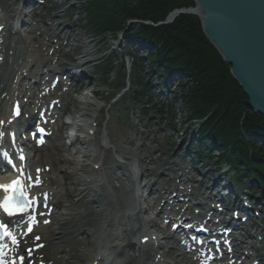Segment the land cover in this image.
I'll use <instances>...</instances> for the list:
<instances>
[{
    "label": "trees",
    "instance_id": "16d2710c",
    "mask_svg": "<svg viewBox=\"0 0 264 264\" xmlns=\"http://www.w3.org/2000/svg\"><path fill=\"white\" fill-rule=\"evenodd\" d=\"M194 5L193 0H92L85 7L95 29L114 31L120 29L127 18L150 20L156 24L172 10ZM127 35L133 40L149 41L156 47L157 58L151 62H161L166 68L177 63L185 69V77L192 79L182 85L185 106L196 117L207 114L205 126L212 127L211 136L220 148L230 146L234 153L239 152L238 156L248 166L256 164L264 168V159L254 155L249 161L251 159L243 154L244 146L264 152V120L247 107L248 98L239 93L229 64L205 37L196 15L181 14L168 26L140 24L128 30ZM240 120L244 121L242 126ZM243 135L248 137L244 139ZM259 135H263L261 142L253 144L252 137ZM233 152L229 156L236 159ZM225 154L227 151L221 156L224 158Z\"/></svg>",
    "mask_w": 264,
    "mask_h": 264
},
{
    "label": "rangeland",
    "instance_id": "374dc122",
    "mask_svg": "<svg viewBox=\"0 0 264 264\" xmlns=\"http://www.w3.org/2000/svg\"><path fill=\"white\" fill-rule=\"evenodd\" d=\"M45 8V12L49 16H56L59 14L67 15V19L65 18L63 20L57 21V23L70 22V24L74 26L72 35L77 39L75 38L76 40L74 39V41L72 39L73 45H76L79 42V44L86 43V48L92 49L94 51L93 54L85 58L86 60H93V63L88 65L86 67L87 69L85 68L89 74V78H85L86 81L83 84H85L89 79L91 80V83L88 85L86 91H82V88H79L80 84L78 83L75 86L76 94L71 96V99L68 100L67 104L68 109L71 113V116L67 118L68 122H80V119L85 118L83 116L85 109L90 110L89 114H92L94 110H97L101 107L100 113L98 115V121L100 122L102 132L99 134L100 136L97 137V147L100 142L110 143L111 141V139L109 138V131H107L106 128L110 130V135L114 141V144H116L120 148L127 147L129 149L133 148L132 145H128L126 143L124 144L123 140H126L127 138H134L135 133L139 130L143 132V134H141L142 140H145L147 142L149 141V139L147 138L152 137V131L154 129H158L161 147L160 154L163 157L164 162L173 160L174 153L177 156V154L181 152L180 149H176L179 148L181 141L188 134L187 141L182 147V152L185 151L186 147L189 144L188 141L190 140V136L194 132V128L191 127L190 129L189 125L186 124L185 120L182 118V115L180 116L179 112H177V117L174 121L173 119H171L172 117L170 114L164 116V118H162V120L160 121V125L158 126V128H156L157 122H153L151 128L154 127V129L146 127V125L150 123L147 120L143 121L140 117L138 119V114L140 115V113H138L139 107L136 104L133 94L136 82L137 84L138 81L141 83L142 80L139 79H143L144 81H148L147 79H151L149 80V84L151 85H154L158 82L155 70H152V68L146 63V49H138V46L134 45L131 47V50L129 45H126L125 53L122 54V56H118V51H116V54L114 56L115 60L117 61L116 64L118 67H120L121 64L125 62L126 58L127 62H125V66L127 69V75H129V77L127 78V80H125L124 73L122 72V74L120 73L118 75L117 73L119 72L116 68L115 72L110 75L108 82H105L104 84V77L102 73L98 69H95L93 65H97V62L101 60L104 55L111 53L112 46L115 47V40H113L114 37L112 35H107L104 37L97 36L95 32L90 29V27L87 25L86 15L84 14L85 8L83 0H50ZM132 25L133 24H130L129 27L131 28ZM83 26L85 27L84 30L82 29ZM68 32L70 33L71 30H68ZM146 42L148 44L147 47L152 48L151 45L153 44H151V42L149 41ZM86 48L82 46L80 52L78 50V52L76 53L77 56L75 57L80 59V57H82L83 50ZM123 50L124 49L122 48L121 51L123 52ZM132 56L139 57L141 60H144L145 65L141 66V64L139 65L136 62L131 65L130 63L132 61ZM72 63L76 65V63H78V60L74 58ZM90 75H92L93 77ZM135 77H138V80H136ZM122 81H124L123 85L118 88L117 84ZM173 86H175L176 95L175 92H171L168 99L173 101L172 99L174 98V96H177L178 103L181 107V94L179 92L180 84L178 83V81H174ZM94 91H98L100 93L99 99L93 98L92 93ZM162 98L164 100L165 96H163ZM186 114H188V112H186ZM184 115L185 114L183 112V116ZM170 122L172 124L171 129L166 127V124ZM81 123L84 124V126L88 124L89 117L85 119V122L81 121ZM163 128H166V131H164V133L161 132V129ZM186 131L187 134H185ZM169 134L171 135V142H168L167 140V136ZM190 146L192 147L193 145L190 143ZM168 149L172 152H170ZM74 151V149H71L67 152H59V156L62 159L63 155H67L69 159L74 158L75 163H78L80 166V163L82 162L80 161L82 155L75 154ZM212 154V156L215 157L216 152H212ZM60 166L64 173H70V171H72V177L76 176V169L78 168H74V165L63 162ZM209 166L214 168V162L211 159L209 161ZM71 174L70 176L66 175L67 179L71 177Z\"/></svg>",
    "mask_w": 264,
    "mask_h": 264
},
{
    "label": "bare ground",
    "instance_id": "6f19581e",
    "mask_svg": "<svg viewBox=\"0 0 264 264\" xmlns=\"http://www.w3.org/2000/svg\"><path fill=\"white\" fill-rule=\"evenodd\" d=\"M7 2L6 5H11L8 3V1H12V0H4ZM92 0H89V2H91ZM5 2V3H6ZM14 2V1H12ZM13 7V6H12ZM173 13V12H172ZM170 13V14H172ZM170 14L168 13L165 17L164 20L154 24L152 23V21L150 20H146V21H143V20H138V26L140 24H147L149 26L153 25V26H168V25H171L173 24L174 20L179 16V14L175 17H170ZM136 19V18H135ZM171 20V21H169ZM201 23V22H200ZM3 24L2 20L0 19V25ZM136 24L132 25L131 28H136L137 27ZM73 25L69 23H64V22H61L59 25L56 26V29H59V34L64 32L65 30L68 31V30H71V32L73 31ZM84 26L82 27V29L84 30ZM130 29V27H129ZM201 29H202V32L203 34L205 35L204 31H203V26H202V23H201ZM47 31H51L52 29L51 28H46ZM59 34H56V39H59L58 38V35ZM73 37V38H72ZM206 37V35H205ZM76 37L71 35V34H68L64 37V41H65V44H61V46H59V48L56 50V53L59 54V55H66V56H73L75 55L78 50L80 52L82 46L86 48V43H82V44H72L74 39ZM207 38V37H206ZM73 39V41H72ZM77 39V38H76ZM75 39V40H76ZM208 39V38H207ZM144 41L145 40H138L137 43L138 44H144ZM208 41L210 42V40L208 39ZM17 42H12L11 46L15 45ZM211 43V42H210ZM212 44V43H211ZM213 45V44H212ZM158 47H160V44H158ZM68 48V51L66 52L65 49ZM8 52H10V49H7L6 50V54H8ZM93 50L92 49H84L83 52H82V61L81 63H83V59L84 58H87L89 55L93 54ZM218 52V51H217ZM2 53H5L2 51ZM219 53V52H218ZM220 55V53H219ZM221 56V55H220ZM222 60L229 64L228 62H226L223 57L221 56ZM77 60L79 61V58H77ZM177 63H174L173 66L171 67L172 69V75H170L166 82L168 84H172L174 82V80H177L181 75H182V78L181 80H185V82H187V80H192L190 79V77H185V69L183 67H180V66H177L176 65ZM82 64H80L81 66ZM163 65H161L162 67ZM230 66V75L232 76V78L238 83L239 85V88H240V94L241 95H244L245 97L248 98V96L246 95L245 91L243 90V88L241 87V85L239 84V82L234 78V76L232 75L231 73V65L229 64ZM88 83V82H87ZM158 85V83H156ZM167 84V85H168ZM167 85H164V86H167ZM188 86H191V84H188ZM187 86V87H188ZM238 88V87H237ZM235 92H236V89H235ZM19 95V94H18ZM251 111L254 112V113H257L259 114L263 120H264V117L261 113H259L258 111H256L254 108H252L250 106V103H249V99H248V104H247ZM7 112H5V109H4V104H0V120H6L7 118ZM88 114V111L85 109L84 110V115H87ZM210 115V113H209ZM209 117H207V114L201 116V117H197V119L195 120L198 124V125H195L194 123H191L189 125L190 129L191 127L194 128V134L196 135H200L201 131H202V128L204 125H206L207 123V119ZM80 121L84 122L85 120L82 118L80 119ZM243 120H240L239 121V124L242 126L243 125ZM88 124H86L84 127H87ZM80 128H82L80 126ZM204 129V128H203ZM107 131H109V138H111V132L110 130H108V128H106ZM263 135H259V137H262ZM192 137V135L190 136V138ZM211 137V136H210ZM206 137L205 139L209 142H216L215 141V138L214 137ZM241 137H244V139H246V135H243ZM261 138H253L252 137V143H256L260 140ZM112 142L113 139L111 138ZM136 141H138V139H131V138H127L126 141H123V143H127V144H131L132 146H136V151H133L132 149H129V148H120L118 147L116 144H115V152L122 155L121 158L122 160L126 161V162H131L132 159H136L137 161H142V158L140 157V154L142 153V151H144L146 149V144L145 143H142V144H137ZM250 142V143H251ZM90 143H92V140H90V142L86 145V148H85V153L83 155V158H89L92 156V154L95 153V156L94 158L92 159V163L93 164L92 166L94 167L95 165H101L102 163V166H106L107 169L105 168L104 170H107L106 173L109 174L110 176L109 177H113L115 176V180H114V183H112V187H114L116 184H119L120 186H118V192L115 194V200H118L120 199L121 195H123L125 193V191L127 190L126 187L124 186V182L121 181V179L118 178V174L114 172L115 170V167L112 168L109 166V162H110V157H109V154L110 152L112 151V148H108L106 146H99V149H95V150H89L87 149L89 146H90ZM190 142L189 141V147L191 150H193L190 146ZM114 144V143H113ZM58 146L61 147L63 149V151H66V149L64 148V145L62 142H58ZM216 149L219 148V145L215 146ZM244 150L250 152V154H253L257 157H259L260 159H264V152L260 149H257V148H252V147H249V146H244L243 147ZM230 149V148H228ZM232 152V151H231ZM234 157H236V154L233 152L232 154ZM99 158H101L102 160H100ZM147 158V156H145L143 159ZM66 161H69L67 158H65ZM71 160H74V159H71ZM86 162V161H85ZM71 163L74 165V167L78 168L79 167V164L78 163H75V162H72ZM84 167V166H83ZM78 170V169H76ZM88 169L86 171H80V173H77L78 174V177L77 176H74V177H71L70 178V181H69V184L71 185H77V186H80V188L77 190V193H78V196L80 194H82L83 192L85 193H90V188H91V181H88L86 179V177H90L88 176ZM214 171L212 169H210L209 171H207V175L208 177L212 176V173ZM224 173H228L230 174L227 170L224 171ZM87 175V176H86ZM232 175V174H230ZM72 176V175H71ZM224 177L226 178V180H230V178L226 175H224ZM244 177H245V174H244ZM250 177L256 184H258L254 179L251 177V176H248ZM246 178V177H245ZM80 179H83L82 183L80 182L81 180ZM84 179L86 180V182L84 183ZM158 181V180H157ZM116 182V183H115ZM156 183V180L153 182V184L149 187V190L152 191V187L155 185ZM255 183H252V185L256 186ZM94 196L93 197H97L93 199V197L91 198V200H93V202L95 204H97V208L99 207V210L98 212H91L90 215H87V216H83L80 218V221L78 222H75L78 223L76 224V226H74L75 224H72V223H62L60 225V230L58 232V229L54 228L52 231H51V237H50V248L52 249H55V250H60L62 249L63 245H61V243L64 241H67V239H69V237L71 236V234L73 233H77V235H86L87 238L83 240L82 242V248L81 250L78 251V254L77 256L73 259V263L75 264H87L85 263L84 261L86 260H89V262H93L94 260H96V257L98 256V254L102 255V253H99V251H97V245L94 244L95 241H93L94 237H95V234L94 232L98 231L101 229L100 227V221H104V223H107V225H110L111 223H113L114 221V216L112 214V207L110 205H112V200L110 201L108 198L104 201V202H101L103 199L102 197H100L97 193H93ZM141 202V201H140ZM239 203V202H238ZM113 206V205H112ZM111 207V208H110ZM148 209H151V205L150 204H147V202L145 203H142L140 204L138 210L134 211L133 214H130L129 216L128 215H125L122 214L120 216H123V219L121 221H124V220H128L129 223H128V226L120 232V231H117L116 229V232L118 235L115 239H113L109 245H110V248H111V253H108L106 254V258L107 257H112L114 253L118 254L119 257L116 258V259H110L111 261L108 260V262H110L109 264H126L128 262V264H130V262L133 261L132 264H151L150 262V259H151V256H152V250H151V247H146L145 249H142L140 248L141 245L140 244H137L135 242V239L137 238L135 232H134V225L133 224H138L140 220L142 221H146L147 223H150L151 222H154L155 224L152 226L154 227V230H151V233L153 232H156L158 233L160 236L162 235V239H163V242L162 243H166V242H171L174 238H171L169 239L168 238V235H167V232L164 230V229H160L159 226L156 224L155 220L153 217H149L148 215H145L146 213H148ZM145 211V213H144ZM71 214L68 213V215L66 217H69ZM117 216V215H115ZM160 217V216H158ZM122 223V222H121ZM132 224V225H131ZM131 225V226H130ZM86 226H88V229H84ZM130 226V227H129ZM144 226H149V225H144ZM75 237V236H74ZM73 237V238H74ZM73 238L70 239V241L73 240ZM93 239V240H92ZM96 245V246H95ZM67 249L71 250V245L70 244H67ZM57 252V251H56ZM55 253H53L51 256H53ZM67 255V254H66ZM94 255V256H93ZM104 259L107 261V259ZM70 261H72V259L70 257H62L58 260V264H64V263H69ZM114 261H118L117 262H114ZM49 264V263H47Z\"/></svg>",
    "mask_w": 264,
    "mask_h": 264
},
{
    "label": "water",
    "instance_id": "95a60500",
    "mask_svg": "<svg viewBox=\"0 0 264 264\" xmlns=\"http://www.w3.org/2000/svg\"><path fill=\"white\" fill-rule=\"evenodd\" d=\"M194 1V8L176 10L170 17H199L206 37L232 66L250 106L264 117V0Z\"/></svg>",
    "mask_w": 264,
    "mask_h": 264
},
{
    "label": "snow or ice",
    "instance_id": "6c2138e0",
    "mask_svg": "<svg viewBox=\"0 0 264 264\" xmlns=\"http://www.w3.org/2000/svg\"><path fill=\"white\" fill-rule=\"evenodd\" d=\"M16 115H20L19 110H17ZM41 133L44 132V129L39 130ZM43 142V141H41ZM19 159L22 161L24 160L23 155L19 157ZM4 161L3 156H0V164H2ZM7 163L12 166L13 170H16V165L11 159V157L7 158ZM47 169H45L46 171ZM37 176L36 179L33 180L31 176H27V184L25 185L23 181L19 177H24V171L23 169H19V177L13 181H11L9 184L6 185H0V190H3L5 193L11 192V195H6L2 201H0V210H2L7 217L13 218V217H21L24 216L28 217L27 221V233H31L33 230V222H38L36 220V215L43 216L46 213L45 212H36V209L41 207L40 199L39 197H32L30 193H27L24 191V188H32L39 186L42 181L40 180V172L41 169H37ZM43 205L42 207L45 209H48V194L43 193ZM48 212L50 213V209H48ZM45 224L49 223L48 220L44 221ZM6 222L0 221V228L5 227ZM7 235V233H5ZM37 240L40 239V237H36ZM42 247V245H40Z\"/></svg>",
    "mask_w": 264,
    "mask_h": 264
}]
</instances>
